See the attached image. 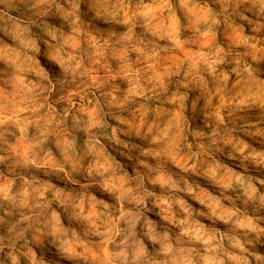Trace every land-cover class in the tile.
<instances>
[{
	"label": "rangeland",
	"instance_id": "374dc122",
	"mask_svg": "<svg viewBox=\"0 0 264 264\" xmlns=\"http://www.w3.org/2000/svg\"><path fill=\"white\" fill-rule=\"evenodd\" d=\"M0 264H264V0H0Z\"/></svg>",
	"mask_w": 264,
	"mask_h": 264
}]
</instances>
